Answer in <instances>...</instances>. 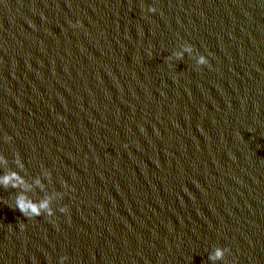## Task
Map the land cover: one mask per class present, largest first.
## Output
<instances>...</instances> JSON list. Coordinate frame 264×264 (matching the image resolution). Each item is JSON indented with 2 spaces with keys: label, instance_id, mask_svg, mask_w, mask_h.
Wrapping results in <instances>:
<instances>
[{
  "label": "water",
  "instance_id": "obj_1",
  "mask_svg": "<svg viewBox=\"0 0 264 264\" xmlns=\"http://www.w3.org/2000/svg\"><path fill=\"white\" fill-rule=\"evenodd\" d=\"M0 264H264V0H0Z\"/></svg>",
  "mask_w": 264,
  "mask_h": 264
},
{
  "label": "clouds",
  "instance_id": "obj_2",
  "mask_svg": "<svg viewBox=\"0 0 264 264\" xmlns=\"http://www.w3.org/2000/svg\"><path fill=\"white\" fill-rule=\"evenodd\" d=\"M152 11H155V9L153 8ZM208 61L206 59V57H204L203 55L200 56L199 58V64L204 65L206 64ZM18 173H12L10 175H6L4 177V183L5 185H7L12 177L18 176ZM13 187H17L18 185L16 184H12ZM17 207L18 209L24 213L25 215H29L31 214L32 216H40L41 215V209H45L48 208V203L47 202H43L40 204H36L34 202L31 203H26L24 199L18 198L17 199ZM52 211L51 209H49V215H52ZM223 257V251L222 250H217L216 254H215V258H222Z\"/></svg>",
  "mask_w": 264,
  "mask_h": 264
}]
</instances>
